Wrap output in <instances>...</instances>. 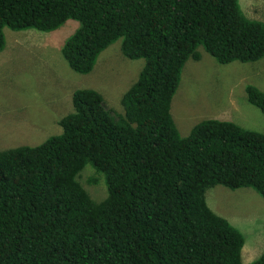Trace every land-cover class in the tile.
Listing matches in <instances>:
<instances>
[{
	"label": "trees",
	"instance_id": "1",
	"mask_svg": "<svg viewBox=\"0 0 264 264\" xmlns=\"http://www.w3.org/2000/svg\"><path fill=\"white\" fill-rule=\"evenodd\" d=\"M68 20L80 24L61 49L73 71L91 73L118 41L145 65L123 113L79 89L60 134L0 150V264H244L243 234L206 194L221 185L264 198V134L206 119L182 137L171 106L199 48L220 64L262 60L264 23L239 0H0V53L5 28L52 32ZM246 93L264 114V92ZM86 168L106 182L101 202L80 181Z\"/></svg>",
	"mask_w": 264,
	"mask_h": 264
},
{
	"label": "rangeland",
	"instance_id": "2",
	"mask_svg": "<svg viewBox=\"0 0 264 264\" xmlns=\"http://www.w3.org/2000/svg\"><path fill=\"white\" fill-rule=\"evenodd\" d=\"M247 18L264 23V0H239ZM80 24L68 20L52 32L13 31L5 28L6 46L0 53V150L38 146L62 132L59 121L74 111L79 89L100 92L106 103L123 113V95L138 80L143 59L130 60L121 41L107 48L89 74L73 71L61 49ZM200 61L190 59L173 97L171 114L182 137L206 119L229 121L264 134V114L248 102L246 87L264 92V58L254 63L220 64L199 48ZM96 178L97 183H90ZM80 181L98 202L107 197V185L92 168ZM209 207L226 218L245 238L243 262L249 264L264 251V198L250 188L216 186L207 191ZM253 251V253H252Z\"/></svg>",
	"mask_w": 264,
	"mask_h": 264
},
{
	"label": "crops",
	"instance_id": "3",
	"mask_svg": "<svg viewBox=\"0 0 264 264\" xmlns=\"http://www.w3.org/2000/svg\"><path fill=\"white\" fill-rule=\"evenodd\" d=\"M252 253H253V251H252Z\"/></svg>",
	"mask_w": 264,
	"mask_h": 264
}]
</instances>
